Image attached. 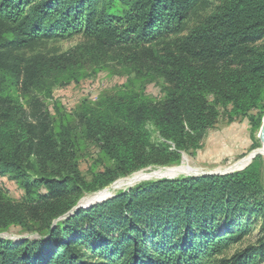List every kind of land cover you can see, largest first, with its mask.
<instances>
[{
  "label": "trees",
  "instance_id": "16d2710c",
  "mask_svg": "<svg viewBox=\"0 0 264 264\" xmlns=\"http://www.w3.org/2000/svg\"><path fill=\"white\" fill-rule=\"evenodd\" d=\"M81 35L89 45L20 56L39 42ZM130 49L126 63L136 75L166 84L161 103L147 101L129 79L114 95L82 101L71 117L50 115L46 101L80 83L84 58L97 66L104 55ZM223 114L228 122L247 119L256 144L264 0H0V175L24 192L13 202L0 191V234L16 229L40 238H0V264H94L86 261L92 256L95 264H118L121 238L134 247L128 264H255L253 253L217 258L247 236V214L264 219L260 156L239 172L160 180L76 209L84 195L120 178L178 165ZM88 147L95 161L86 182L79 159Z\"/></svg>",
  "mask_w": 264,
  "mask_h": 264
},
{
  "label": "rangeland",
  "instance_id": "374dc122",
  "mask_svg": "<svg viewBox=\"0 0 264 264\" xmlns=\"http://www.w3.org/2000/svg\"><path fill=\"white\" fill-rule=\"evenodd\" d=\"M193 23H195L194 20L189 22L187 27L192 26ZM89 44L90 40L82 35L65 40L43 41L33 45L28 51L20 53V56L23 58H30L32 56H58L68 52L74 47L87 46ZM160 48L161 45L155 47L156 50H160ZM132 52L133 51L130 49L121 50L116 53H108L103 56L104 63L97 64V66H95V60L84 58L82 61V70L85 76L80 83L78 85H69L54 90L51 99L46 101V107L50 115L56 120L60 118L61 114L71 117L72 113L76 111L78 105L82 101L94 104L103 95H114L116 92L126 87L129 79H135L136 91H141L147 101L155 104L161 103L164 99V88L166 84H164L163 79L160 78L149 79L148 76L144 77L141 76V74L136 75L132 71L133 66L130 65V63H126V58H130L133 54ZM142 71L143 74H146L147 70L143 69ZM148 129L151 133L152 142L159 143L161 139L158 134L154 132L152 127H148ZM257 134L258 132L256 131L254 134L256 144L253 145L254 142L251 139V130L247 119L243 118L228 122L227 116L223 114L215 127L206 131L201 140L200 148L195 152L190 150L186 153H182L181 162L178 165L146 168L142 171L135 172L136 174L133 173L128 177L120 178L98 192L84 195L77 204L79 208L76 209L91 208L107 200L114 199L119 193H127L129 190L138 186L160 180L175 181L186 178L196 179L207 176H223L239 172L252 164L259 156L262 157L263 161L262 177L260 181L264 192V159L260 151H263V145L257 138ZM255 153H260V155L251 160L250 157ZM245 158H249V161L245 165L239 166L240 162ZM94 161L95 157L91 147L81 151L79 172L86 182H89L93 175L94 169H92V166L94 165ZM99 167H101V165H99L98 168ZM166 170L177 171L167 173L163 176L156 175L158 173L163 174ZM138 174L145 177L136 179V181H131V178ZM119 182H121V184ZM0 191L13 202L21 201L24 198V192L19 189L13 181L9 180L7 176L0 175ZM98 193H104V195L97 199H93L92 196ZM110 212V210L104 211L106 217L110 215ZM68 215H66V217ZM238 220L241 221V219ZM145 221L146 219L144 221H139L138 227H142ZM263 221V218L257 217L255 214H247L243 226L248 225L249 233L240 243L230 246L226 251L221 253L217 259L229 260L234 256L242 255L241 257H244L253 253L252 255L256 256H254L255 258H252L253 260L251 261L255 264H264V231L259 232ZM224 222L225 221H222L220 227ZM156 223L159 222H155L154 227ZM162 223H164L163 220ZM143 229H145V226H143ZM156 230L157 229H154L151 232L149 240H154L153 236ZM169 230L171 232L172 228L170 227ZM114 237L117 238L118 234H115ZM0 238L11 240L14 243H19L26 238L35 240L40 239L37 234L31 235L26 232H18L16 229L11 232L0 234ZM113 243L115 244V241H113ZM118 246L120 251L124 252L123 256L118 259V264H128V261H131L133 258L134 247L129 243L128 239L122 241V238L119 239ZM86 261L95 264L97 260L96 257L94 258V256H92V258H87Z\"/></svg>",
  "mask_w": 264,
  "mask_h": 264
},
{
  "label": "bare ground",
  "instance_id": "6f19581e",
  "mask_svg": "<svg viewBox=\"0 0 264 264\" xmlns=\"http://www.w3.org/2000/svg\"><path fill=\"white\" fill-rule=\"evenodd\" d=\"M263 121H264V117H263V119H262ZM262 133H263V123L261 124V126H260V128H259V131H258V134H257V138L258 139H260L261 137H262ZM261 152H262V150H260ZM263 156V155H262ZM250 157V156H249ZM249 161V158H245V159H243L241 162H240V164H239V166H243V165H245L247 162ZM175 171H177V170H175ZM175 171H172V170H169V171H164V173L163 174H156V175H159V176H163V175H166L167 173H172V172H175ZM186 171V170H185ZM136 174V173H135ZM140 174V173H139ZM134 175L132 178H131V181L132 180H135L136 181V179H139V178H143V177H145V176H143V175ZM150 176H152V175H150ZM149 176V177H150ZM167 177V176H166ZM152 178V177H151ZM147 179V178H146ZM158 179V178H157ZM141 181V180H140ZM120 184H121V182H119ZM134 183V182H133ZM118 184V183H117ZM117 186V185H116ZM105 193V192H104ZM104 193H98V194H95V195H93L92 196V198L93 199H97V198H99V197H101L102 195H104ZM106 194V193H105Z\"/></svg>",
  "mask_w": 264,
  "mask_h": 264
},
{
  "label": "water",
  "instance_id": "95a60500",
  "mask_svg": "<svg viewBox=\"0 0 264 264\" xmlns=\"http://www.w3.org/2000/svg\"><path fill=\"white\" fill-rule=\"evenodd\" d=\"M263 123V133H262V137L259 139L260 143L263 145V159H264V121L262 120L261 124ZM260 155V153H255L253 154L250 159L253 160L256 156ZM76 208H79L78 206H76Z\"/></svg>",
  "mask_w": 264,
  "mask_h": 264
}]
</instances>
